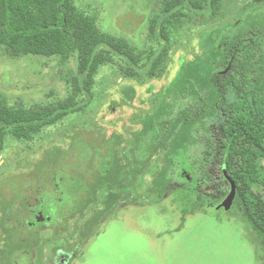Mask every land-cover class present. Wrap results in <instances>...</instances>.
Listing matches in <instances>:
<instances>
[{"label":"rangeland","instance_id":"obj_1","mask_svg":"<svg viewBox=\"0 0 264 264\" xmlns=\"http://www.w3.org/2000/svg\"><path fill=\"white\" fill-rule=\"evenodd\" d=\"M164 2L77 0L104 30L140 48L152 43L150 20L163 19ZM211 11L173 26L158 75L127 76L117 57L80 111L32 140L8 137L0 155V264H264V237L243 215L235 187L220 200L194 183L176 186L172 174L180 154L201 150L198 134L217 113L211 75L221 40L264 29V0H224ZM257 53L248 62L264 84ZM76 71L75 60L62 65L0 49V94L11 102L64 98L63 77Z\"/></svg>","mask_w":264,"mask_h":264},{"label":"trees","instance_id":"obj_2","mask_svg":"<svg viewBox=\"0 0 264 264\" xmlns=\"http://www.w3.org/2000/svg\"><path fill=\"white\" fill-rule=\"evenodd\" d=\"M223 2L165 0L163 19L156 15L150 20L152 43L140 48L104 30L99 15L77 0H0V49L7 55L58 57L62 65L70 60L77 64L76 72L63 77L69 88L64 98L27 103L11 102L0 94V155L8 137L32 140L80 111L84 97H92L102 68L118 64L117 57L125 61L121 69L127 76L158 75L173 40V26L208 8L217 14ZM263 44L261 27L250 28L234 41L221 40L211 75L219 92L217 113L208 131L198 134L201 150L182 153L172 164L178 168L176 186L194 183V189L220 200L235 187L243 215L264 237V84L248 62L251 51H259L256 57L264 55Z\"/></svg>","mask_w":264,"mask_h":264},{"label":"flooded vegetation","instance_id":"obj_3","mask_svg":"<svg viewBox=\"0 0 264 264\" xmlns=\"http://www.w3.org/2000/svg\"><path fill=\"white\" fill-rule=\"evenodd\" d=\"M172 174H176V173H175V172H172ZM38 212L41 213V212H43V210L40 209ZM37 216H38V215H37ZM42 216H45V215H42ZM45 217H46V216H45Z\"/></svg>","mask_w":264,"mask_h":264},{"label":"water","instance_id":"obj_4","mask_svg":"<svg viewBox=\"0 0 264 264\" xmlns=\"http://www.w3.org/2000/svg\"><path fill=\"white\" fill-rule=\"evenodd\" d=\"M41 215H42V213H41Z\"/></svg>","mask_w":264,"mask_h":264}]
</instances>
